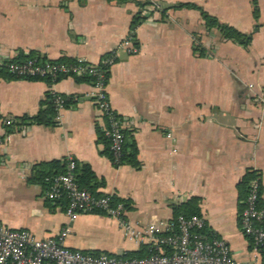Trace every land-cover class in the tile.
<instances>
[{"label": "crops", "instance_id": "0c3cea01", "mask_svg": "<svg viewBox=\"0 0 264 264\" xmlns=\"http://www.w3.org/2000/svg\"><path fill=\"white\" fill-rule=\"evenodd\" d=\"M200 9L250 35L249 42L208 28ZM138 13V50L131 54L120 43ZM114 50L106 91L135 142L139 167L111 161L91 84L61 78L51 88L74 101L60 110L57 124H24L21 118L38 113L50 87L0 76V223L38 238L69 225V248L141 252L144 244L125 238L116 218L81 213L69 221L64 206L44 196V185L30 181L38 164L71 157L102 181L98 192L130 203L126 217L137 227L168 221L174 205L197 197L205 233L223 239L235 260L261 264L263 253L239 218L247 173L259 179L264 205V0H0V65L20 51L96 64Z\"/></svg>", "mask_w": 264, "mask_h": 264}, {"label": "built area", "instance_id": "2783aa9c", "mask_svg": "<svg viewBox=\"0 0 264 264\" xmlns=\"http://www.w3.org/2000/svg\"><path fill=\"white\" fill-rule=\"evenodd\" d=\"M135 29H130L120 43L131 54L138 50L133 42ZM116 59L115 50L109 52L102 61L105 69L99 63L93 64L79 57L74 59V64L32 57L23 61H9L5 67L10 74L21 78L55 79L60 75L73 77L84 74L93 76L95 81L90 95L103 119L100 129L109 141L111 161L117 164L123 153L126 136L120 116L110 103L106 91L108 79L105 75ZM51 86L49 89L56 95L57 120L62 109V98ZM249 87L252 88V85ZM3 123L8 125L10 120L4 119ZM166 136L171 137V133L168 132ZM67 159V170L51 179L44 190V196L49 199L64 197L67 200L65 213L69 221H73L81 213L104 211L119 221L125 238L147 244L149 254L145 257H126L69 248L64 245V238L71 231L69 225L64 226L56 236L38 238L27 230L9 228L0 223V264H253L235 260L223 239L202 232L205 222L200 215L186 217L180 214L168 221L137 227L127 219L123 203H110V194L97 198L86 189L78 187L74 177L75 161L71 157ZM259 199L260 181L252 178L248 182L239 222L243 234L251 238L256 249L262 251L261 264H264V206H258Z\"/></svg>", "mask_w": 264, "mask_h": 264}, {"label": "trees", "instance_id": "16d2710c", "mask_svg": "<svg viewBox=\"0 0 264 264\" xmlns=\"http://www.w3.org/2000/svg\"><path fill=\"white\" fill-rule=\"evenodd\" d=\"M116 1L121 3V2H125L127 0H116ZM139 4L141 7H144L145 5L150 4V2H139ZM175 6L176 7L186 6V7H196L197 8V6H195V4H190V3H178ZM200 13H201L202 19L204 20L205 25L208 28L214 27V28L218 29L220 31V33L222 34V36L225 37L226 39L233 40V41L240 43V44H247L249 42L250 35L244 34L232 26H229V25H226V24L219 22L214 16L208 14L204 10L200 9ZM141 20H142V16L139 13L136 14L132 20V25H131L132 27L131 28L132 29L136 28L140 24ZM108 54L109 53L104 55L103 58L101 59V61L99 62V66L102 69H105V66H103L102 61L108 56ZM32 57H36V58H40V59L45 58L44 56H41V55L34 53V52L24 54L23 52L20 51L15 57L5 61L2 65H0V76L5 77V78H21V77L15 76L13 74H10L6 70L5 64L9 61H23V60H26V59L32 58ZM57 61L62 62V63H66V64H74L75 63L74 59H67V58L59 59ZM105 75H106V78L108 79L109 70H107L105 72ZM63 77H65V76L60 75V76H57V78H55V79H52L51 77H43V78L26 77V78L31 79V80L46 81V83L50 87L53 83L57 82L58 80H60ZM73 77H75L79 81H85V82L91 84V86L93 85V83L95 81V78L91 75H88V74H84L81 76H73ZM57 95H60L62 98V102H61L62 108H65L66 106H68L69 103L74 101L73 96H68V95H64L61 93H57ZM55 96L56 95L53 94L51 92V90L49 89L47 92L46 99L43 102V106L40 108L38 113L34 116H31V117L23 116L21 118V121L24 124L37 123V124H42V125H47V126L56 125L57 124V120H56L57 106L55 103ZM9 126H8V129L12 130V128H9ZM98 132H99V137L102 140H104L108 146L107 152H108L110 159H111L112 154H111V151L109 149V141L104 136V134L100 128L98 129ZM67 162H68V159L64 158V159L54 160L51 162H43V163L38 164L35 167V169L33 170L32 176L30 177V181L39 182V183L44 185V190L47 189V187L50 184V181L53 177H55L58 174L64 173L67 170L66 169L67 168ZM124 163H128L135 168H138L140 165L139 160L137 159V148H136L135 142L133 140L129 141L127 136H126V139H125V142L123 145L122 156H121L119 162L115 165H121ZM74 173H75V176H74L75 181H76L78 187L86 189L93 196H95L97 198L106 195L104 193L97 191V187L102 184V181H100V182L97 181L96 175L94 174V172L92 171L91 167L88 164L79 163V162L75 161ZM254 177L255 176H253L252 173H247L244 176V178L240 184L243 186V188L245 190V197L247 195L248 182ZM110 196H111V199H110L111 204H116V203L121 202L124 204V207L126 208V210L131 209L130 203L127 200L116 197L114 195H110ZM47 200H49L51 202L52 201L59 202L64 206V208L66 207V204H67V200L64 197L59 198V199L47 198ZM243 206H244V203H243ZM258 206H260V207L264 206L263 204L260 203V199L258 200ZM199 212H200L199 200L197 197H192L184 203L173 206V213H174L173 217L174 218L180 214H182L186 217H189L191 215H199ZM93 213L105 214V212L102 210H95V212H93ZM202 232H206L205 228H203ZM208 234H210V233H208ZM148 254H149L148 245L144 244V245H142L141 252H131V253H128L127 255H124V256H126V257H145Z\"/></svg>", "mask_w": 264, "mask_h": 264}]
</instances>
